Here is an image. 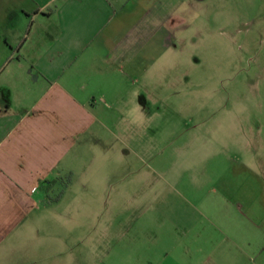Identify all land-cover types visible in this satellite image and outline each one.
Wrapping results in <instances>:
<instances>
[{"label":"rangeland","instance_id":"obj_1","mask_svg":"<svg viewBox=\"0 0 264 264\" xmlns=\"http://www.w3.org/2000/svg\"><path fill=\"white\" fill-rule=\"evenodd\" d=\"M156 4L174 34L157 109L127 115L125 161L102 170L95 157L57 181L31 214L29 258L12 263L251 264L207 259L169 219L186 204L178 193L199 203L231 189L242 206L264 205V0Z\"/></svg>","mask_w":264,"mask_h":264},{"label":"crops","instance_id":"obj_2","mask_svg":"<svg viewBox=\"0 0 264 264\" xmlns=\"http://www.w3.org/2000/svg\"><path fill=\"white\" fill-rule=\"evenodd\" d=\"M157 1L0 0V264L29 258L31 214L56 187L42 186L95 157L102 170L125 161L127 115L157 109L159 55L174 47ZM234 193H178L173 237L210 260L264 264V205Z\"/></svg>","mask_w":264,"mask_h":264},{"label":"trees","instance_id":"obj_3","mask_svg":"<svg viewBox=\"0 0 264 264\" xmlns=\"http://www.w3.org/2000/svg\"><path fill=\"white\" fill-rule=\"evenodd\" d=\"M57 183V181H52L51 183L48 184V186L44 187L42 186V191L49 193L51 190V186H54Z\"/></svg>","mask_w":264,"mask_h":264}]
</instances>
